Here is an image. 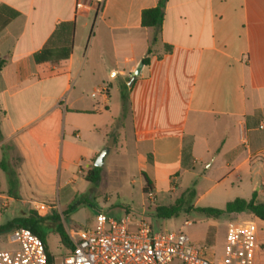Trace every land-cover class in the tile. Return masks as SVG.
<instances>
[{
  "label": "crops",
  "instance_id": "0c3cea01",
  "mask_svg": "<svg viewBox=\"0 0 264 264\" xmlns=\"http://www.w3.org/2000/svg\"><path fill=\"white\" fill-rule=\"evenodd\" d=\"M159 1L0 0V199L57 207L113 136L108 155L131 151L154 200L191 175L207 183L190 182L196 207L264 203V0H168L144 27ZM62 23L72 50L61 32L40 60Z\"/></svg>",
  "mask_w": 264,
  "mask_h": 264
},
{
  "label": "built area",
  "instance_id": "2783aa9c",
  "mask_svg": "<svg viewBox=\"0 0 264 264\" xmlns=\"http://www.w3.org/2000/svg\"><path fill=\"white\" fill-rule=\"evenodd\" d=\"M94 1L100 12L105 0ZM85 9L86 0H76V10ZM51 208L46 203L35 204L40 216ZM235 218L228 225L222 264H264L259 220L254 216ZM191 224L186 220L178 231L154 233L152 224L144 219L129 215L115 219L99 213L93 229L80 230L77 238L69 235L73 247L62 257L51 256L44 241L30 229L17 228L11 242L18 247L0 249V264H171L175 260L181 264H217L184 231Z\"/></svg>",
  "mask_w": 264,
  "mask_h": 264
},
{
  "label": "rangeland",
  "instance_id": "374dc122",
  "mask_svg": "<svg viewBox=\"0 0 264 264\" xmlns=\"http://www.w3.org/2000/svg\"><path fill=\"white\" fill-rule=\"evenodd\" d=\"M87 171L88 169L85 167V173ZM72 178L75 182L65 187L67 194L62 195L58 206L52 207L49 211L57 213L60 216L61 223L68 235L77 238L80 230L93 229L99 213H104L115 219H121L127 215L137 219H144L152 224L154 233L165 232L167 230L178 231L182 228L184 222L189 220L192 224L186 226L184 231L191 237L194 243L206 251L211 260L217 264H222L226 250L228 225L229 221L232 220L228 216L225 215L214 219L195 212H183L178 217L172 219H160L156 216L155 209L157 206L174 203L181 197L185 191L184 188L195 187V181L199 183L198 190L205 189L207 183L201 179V176L187 175L183 183L179 184L181 189L174 192L167 203L159 202V200H154L149 194L143 192L142 185L144 179L137 169L136 158L131 151L128 154L118 156L116 154V146H114L111 154L106 158L105 164L102 167L101 179L98 182H89L86 180V176H74ZM192 180H194V183L190 184ZM44 201L47 205H51L50 203H52L51 201ZM74 204H77L76 209L66 213L69 207ZM33 212L37 213L35 205L32 203L0 199V226L15 218L29 215ZM245 217L249 216L246 215L242 218ZM210 228L215 229V240L211 244L207 243V235ZM262 230L264 233V226H262ZM13 231L0 234V249L18 247L17 244L11 242ZM48 244L51 256L53 257H62L70 250V245L62 244L59 234L55 232L49 233ZM260 245L262 256L264 257V242L261 240ZM171 264H181V262L175 260Z\"/></svg>",
  "mask_w": 264,
  "mask_h": 264
},
{
  "label": "trees",
  "instance_id": "16d2710c",
  "mask_svg": "<svg viewBox=\"0 0 264 264\" xmlns=\"http://www.w3.org/2000/svg\"><path fill=\"white\" fill-rule=\"evenodd\" d=\"M168 0H160L159 4L155 8L147 9L143 12L142 16V24L144 27H152L156 30H160L163 20H164V10ZM75 26L74 23H62L60 28H58L53 36L48 41L46 47L42 51L41 55L38 58L41 59H52L56 57V50L53 48L56 45V39L61 32H64L65 41L69 43V51L73 48V36H74ZM156 41V40H154ZM123 99V108L124 112L122 116L117 120V124H121L123 119L125 118V108L127 101V94H122ZM96 159L93 160L92 165L88 169L86 180L89 182H98L101 179L102 167H96L94 165ZM2 166L6 170L10 182L16 180V172L10 170L5 163L2 162ZM146 184L144 187V193L151 194L152 193V182L145 178ZM197 192L194 187L188 188L185 190L181 197L178 198L174 203L169 205L157 206L156 216L160 219H171L174 217H178L181 213L186 212H195L207 218L218 219L221 218L225 214L231 213H242L248 212L252 213L253 216L258 219L260 222H264V203H257L255 198L251 200H246L243 198H237L229 203H227L225 208H214V207H196L194 206L196 200ZM78 204V203H77ZM77 204L71 205L66 213H69L76 209ZM54 211V210H52ZM17 228H28L34 234L39 236L45 243L48 251V235L50 232H55L59 234L60 241L64 245H70L69 249L73 247V244L69 240L70 237L61 223L60 216L57 213L49 212L46 216H39L36 212H33L29 215H24L18 218L9 221L5 225L0 226V234H4L15 230ZM261 231V228H260ZM215 240V229L210 228L207 235V243L211 244Z\"/></svg>",
  "mask_w": 264,
  "mask_h": 264
},
{
  "label": "water",
  "instance_id": "95a60500",
  "mask_svg": "<svg viewBox=\"0 0 264 264\" xmlns=\"http://www.w3.org/2000/svg\"><path fill=\"white\" fill-rule=\"evenodd\" d=\"M141 67H142V64H141V66L138 68V70L136 71V74L139 73ZM113 145H114V137L112 136V137L110 138V140L108 141L107 147L104 148V149L100 152V154L97 156V158H96V160H95V162H94V165H95L96 167H103V166H104L105 159H106L107 155L109 154L110 149H111V147H112Z\"/></svg>",
  "mask_w": 264,
  "mask_h": 264
}]
</instances>
